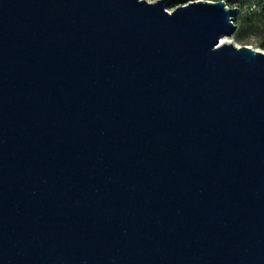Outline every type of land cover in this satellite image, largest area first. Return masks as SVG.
Segmentation results:
<instances>
[{
    "label": "water",
    "instance_id": "95a60500",
    "mask_svg": "<svg viewBox=\"0 0 264 264\" xmlns=\"http://www.w3.org/2000/svg\"><path fill=\"white\" fill-rule=\"evenodd\" d=\"M166 3L0 0V264H264V51Z\"/></svg>",
    "mask_w": 264,
    "mask_h": 264
},
{
    "label": "trees",
    "instance_id": "16d2710c",
    "mask_svg": "<svg viewBox=\"0 0 264 264\" xmlns=\"http://www.w3.org/2000/svg\"><path fill=\"white\" fill-rule=\"evenodd\" d=\"M187 0H169L167 7L175 6ZM240 12L235 15L236 32L233 35L239 43L254 38L259 47L264 48V0H225Z\"/></svg>",
    "mask_w": 264,
    "mask_h": 264
},
{
    "label": "rangeland",
    "instance_id": "374dc122",
    "mask_svg": "<svg viewBox=\"0 0 264 264\" xmlns=\"http://www.w3.org/2000/svg\"><path fill=\"white\" fill-rule=\"evenodd\" d=\"M149 1H151V0H149ZM168 2H169V1H168ZM166 6H167V4H166ZM176 6H177V5L172 6V7H167V8H168L170 11H172V10L175 9ZM223 39H227V40H229V41H234V42H236V43L239 44V45H241V44H247V45L253 46L254 48H257V49H259V50L264 51V48L259 47L257 40L254 39V38H251V39L245 41L246 43H239V42H237V41L235 40V37H234V36H232V37H224Z\"/></svg>",
    "mask_w": 264,
    "mask_h": 264
},
{
    "label": "built area",
    "instance_id": "2783aa9c",
    "mask_svg": "<svg viewBox=\"0 0 264 264\" xmlns=\"http://www.w3.org/2000/svg\"><path fill=\"white\" fill-rule=\"evenodd\" d=\"M151 1H152V0H151ZM168 1H169V0H167V3H168ZM190 1H198V0H187V1H184V2H182V3L177 4V6H179V5H184V4H186V3L190 2ZM167 3H166V4H167ZM177 6H176V7H177Z\"/></svg>",
    "mask_w": 264,
    "mask_h": 264
},
{
    "label": "bare ground",
    "instance_id": "6f19581e",
    "mask_svg": "<svg viewBox=\"0 0 264 264\" xmlns=\"http://www.w3.org/2000/svg\"><path fill=\"white\" fill-rule=\"evenodd\" d=\"M222 41H228L227 39H222Z\"/></svg>",
    "mask_w": 264,
    "mask_h": 264
}]
</instances>
